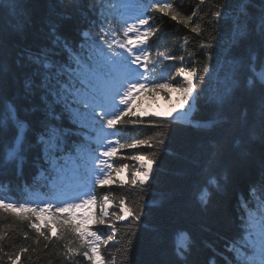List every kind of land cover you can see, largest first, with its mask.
<instances>
[{
	"label": "trees",
	"instance_id": "trees-1",
	"mask_svg": "<svg viewBox=\"0 0 264 264\" xmlns=\"http://www.w3.org/2000/svg\"><path fill=\"white\" fill-rule=\"evenodd\" d=\"M167 2L174 5L180 19L192 16L193 9H196L188 28L152 9L147 0H20L19 7L13 5V0H0V82L4 95L16 99L20 119L26 122L23 129H13L9 133V140L13 133L19 139L12 141V147L0 152V200L17 205L25 203L37 209L44 204L51 205L49 211L41 214L38 222L43 231L47 232L50 227L51 232L57 233L45 248L46 242L43 238L36 241L37 233L29 227L27 219H20L18 211L0 209V232L8 237L0 242L3 249L0 264H10L8 254L18 252L20 248H28L29 251L20 255L18 264H89L82 256L85 249L78 238L67 226L58 229L53 218V213L61 220L69 215L55 212L56 208L65 205L61 199L68 192L67 183L59 180L61 175L53 180L50 173L40 174L39 153L34 147L25 148L26 162L22 171L14 164V161L18 163L19 156L9 157L8 153L13 148L19 152L21 144L34 145L35 136L28 131V125L34 126L43 119L42 111L32 110L39 104L38 97L25 99L22 92L23 81L32 67L28 53L52 48L56 36L78 45L83 30L89 31L90 38L106 33L108 42H111L112 32H115L117 39L126 41L130 36L124 34L126 25L121 19V7L133 8L141 18H152L153 28L160 27L147 49L150 61L157 60V63H149V71L145 73L147 79L142 80L146 84L142 92L149 94L157 91L151 88L152 81L163 83L168 80L171 83L175 67L181 66L178 60L158 59V52L184 56L185 66H193L195 62L197 87L201 92L193 100L188 119L177 118L168 123L154 118V115L142 117L146 123L152 120L153 124L160 126L133 128L118 124L115 128H108L106 121L110 116H105L97 107V119L86 118V129H80L78 121L65 116L62 125L70 132L64 138L65 151L62 155L69 156L71 163L74 161L66 166L68 181L80 172V162L84 161L86 154L99 149L92 137L96 132L102 133L103 129L111 134L115 141L112 147L115 148L136 139L149 138L152 144L157 145L139 150H120L109 162L117 167L127 163L129 168L119 172L124 171V181H128L136 170V163L123 157H130L138 151L150 156L155 154L153 178L147 186L125 184L121 187L119 180L111 186L96 184L90 196L84 198H94L96 202L74 208L76 216L73 224L96 230L98 226L94 221L101 216L99 208L104 197L107 195L111 204L109 216L120 212L119 202L124 199L128 207L135 208L137 212L142 210L143 215L138 222L130 218L116 223L118 234L115 241L102 245L101 256L105 264H238L228 244L241 234V214L247 217L249 211H256L255 206L261 196L258 181L264 173V126L257 115L256 93L247 90L249 79L255 85L261 83L257 74L264 71V60L257 59L246 64L241 86L227 110L230 125L214 130L198 127L212 116L213 107L208 99L214 96L216 86L222 85L217 77L214 79L216 85H207L215 74L213 62L202 54L201 44L214 38L220 41L221 48L231 43L241 16L240 0ZM225 5L224 18L214 23L212 13L224 11ZM259 6L260 0H252L249 4L247 13L251 19L247 24V34L238 38L237 44L233 45L234 51L243 52L249 46L258 44ZM93 22L95 26H92ZM192 27H197L199 31L191 32ZM205 63L209 65L207 73L203 70ZM172 85L179 86L178 80ZM245 109L247 124L241 128L239 120ZM122 110L112 112L119 114ZM6 116V113L0 112V120H5ZM160 140L164 141L163 147L158 144ZM213 142L218 149H213ZM214 151H217L215 156L212 155ZM115 173H112L113 176ZM254 185L257 189L255 195L252 191ZM245 202H250L247 208L243 206ZM75 203L80 202L66 204ZM24 215L31 214L25 212ZM102 230L105 235L109 234L108 230ZM65 245L79 250L71 260L66 257ZM32 248L36 251H31Z\"/></svg>",
	"mask_w": 264,
	"mask_h": 264
},
{
	"label": "snow or ice",
	"instance_id": "snow-or-ice-1",
	"mask_svg": "<svg viewBox=\"0 0 264 264\" xmlns=\"http://www.w3.org/2000/svg\"><path fill=\"white\" fill-rule=\"evenodd\" d=\"M151 4L152 9L159 11L163 15L169 16L172 21H178L185 28L189 27L190 20L195 16L196 9H193V15L185 19H180V13L175 11L174 5L170 2L161 3L160 0H147ZM252 0H240L239 8L241 16L237 21L236 30L233 32L231 43L224 48L220 47V41L212 39L208 43L201 44L202 54L209 61L213 62V73L223 85L219 94L209 97L208 103L213 107L212 116L203 124H198V127L206 129H224L226 125H230V118L227 114L229 106L232 104L236 90L242 83V74L245 66L257 59L264 60V0H260L259 16L257 31L259 33V42L254 46H249L245 51L238 52L233 50V45L237 44L239 37L246 36L247 24L251 17L247 13V8ZM20 0H13V5L19 7ZM147 4L145 5V7ZM224 11L217 10L212 13L214 23H218L225 16L227 6H224ZM133 24H127L124 29L125 36L129 33H134V36L128 37L126 42H121L115 37V32H112V40L108 42V34H100L98 37L90 38L88 30L80 32V43L73 45L67 40L56 36L53 40L52 48L41 49L38 53H28V60L31 64V71L28 73L22 84V92L25 99H34L38 97L39 104L32 110H40L43 112V119L36 122L34 126L28 125V131L33 132L35 136L34 145L21 144L19 152L13 148L8 153L9 157L19 156V161L14 164L20 171L23 170L25 164L24 152L26 146L34 147L39 153L38 163L40 167L38 171L41 175L50 173L52 179L55 180L65 170L70 157L62 155L65 151L64 138L69 134L70 130L64 128L62 121L65 116H69L73 121H78L80 129H86L88 125L85 123L86 118L95 121L97 119L95 109L98 106L97 101L101 93L105 95L111 94L113 98L120 95L119 89L126 88L121 95V104L127 107L115 112H104L105 116H110L106 124L108 128H115L118 124L123 126L148 127L160 126L153 124L152 120L147 123L142 117L149 114L143 113L138 116L132 111V105L129 101L133 98L135 92L141 91L146 84L141 82L146 80L145 73L149 71V63L152 65L157 63V60L150 61V54L147 49L150 47V40L159 33L160 27L153 28L151 24L154 22L152 18H141L137 16ZM92 26H95L93 22ZM103 31V24L100 25ZM143 28V31H141ZM191 32L197 33V27H192ZM55 34V28H53ZM102 42V43H101ZM59 48L57 52L55 49ZM123 49L124 51H121ZM63 55L64 58L59 57ZM157 58L164 60H178L179 67H175L174 79L171 83L165 80L163 83L151 82L153 90H161L165 87H171L172 83H176L179 79L181 86L176 90L183 94L184 102L191 104V101L196 100L200 95L201 89L197 87L196 77L198 69L193 62V66H185V57H176L169 52H158ZM135 66V67H134ZM143 69V71H141ZM204 72H209V65L205 63L203 66ZM261 83L253 84L249 79L247 81V90L256 93V108L259 122L264 126V71L258 73ZM3 85L0 82V112L7 114L5 120H0V152L4 149L12 147V141L18 140L19 137L13 133L11 140L8 139L9 133L15 129L20 130L25 127L24 121L20 119V108L16 99L5 96L3 93ZM183 108V104L181 105ZM179 115L183 113H155L154 118L165 120L168 123L177 120ZM247 124V110L245 109L239 120V125L243 128ZM160 147H163L164 141L158 142ZM149 139H136L131 143L120 144L119 148L109 147L101 152V156L111 158L117 155L120 150L135 149L139 150L142 147H156ZM213 149H218V145L213 142ZM217 151L212 153L213 156ZM132 161L138 162V167L135 172L131 173V179L120 183L123 187L125 184L132 186L145 187L153 178L155 154L147 155L138 151L137 154L130 157H123ZM74 163V161H73ZM100 163H104L100 161ZM107 168L111 171H104L103 178L97 183L100 186H111L117 183V177L113 176V172L118 173L122 169H128L127 163L121 164L119 167L108 163ZM261 196L256 204V211H249L247 217L241 214L240 229L241 234L228 244V249L236 255L238 264H264V173L261 174L258 181ZM253 194H256V186L252 188ZM105 202L109 200L106 195ZM96 201L92 199H84L80 203L65 204L63 207L56 208V213H68L64 219H58L53 213L57 228L67 226V229L73 233L81 242L85 249L82 252L83 258L89 264H105L101 256L102 245H110V242L115 241L118 234L116 227L117 222H122L127 219L140 221L143 211L137 212L133 207H128L126 201L121 199L119 202L120 212L113 213L109 216V210L105 204L101 208V216L94 223L98 226L96 230H90L88 227H81L78 224H73V218L76 213L74 208H82L85 205L94 204ZM250 202H245V208ZM52 206L44 204L43 207L37 209L25 203L13 204L0 200V209L18 211L20 219L29 221V227L36 233V241L41 238L47 242L54 236L56 232L43 231L41 224L38 222L41 214L49 211ZM31 215L25 216L24 213ZM35 217V219H33ZM102 229L109 231L105 235ZM27 237V234L25 233ZM7 234L0 232V242L6 240ZM66 257L71 260L78 253V249L65 245ZM3 249L0 247V252ZM28 248H20L18 252L8 254L10 264H18L20 255L28 252ZM35 252L36 249L32 248ZM2 259V257H0Z\"/></svg>",
	"mask_w": 264,
	"mask_h": 264
},
{
	"label": "rangeland",
	"instance_id": "rangeland-1",
	"mask_svg": "<svg viewBox=\"0 0 264 264\" xmlns=\"http://www.w3.org/2000/svg\"><path fill=\"white\" fill-rule=\"evenodd\" d=\"M121 42H124V41H121ZM121 51H124V50L121 49ZM215 77L216 76L214 75L213 80L207 85L209 86L212 84L216 85L214 81ZM177 80L179 82V86L172 85L171 87H165L161 89V91H154L149 94H144V93L139 94L140 91L135 92L133 95V98L129 101V103L132 105V111L136 112L139 115H142L143 113H148L149 116L154 115L155 113H162V114L172 113L173 115H177V113H183V115H179L178 117L187 119L192 111L194 102L191 101V104L184 102L182 92L176 90L177 88L181 86L180 80L179 79ZM216 87L217 89L214 91V96L219 94V92L223 88V85L216 86ZM125 90L126 88H120L119 89L120 95L115 96V98H113L111 94L105 95L102 92L100 95V98L97 101L98 106L101 107L102 110H109V108L113 106H120V108H126L127 105L121 104L120 102L121 95H123ZM182 104H183V108H181ZM93 141L99 144L101 143L102 140L100 137L96 135L93 137ZM103 145L104 147H106V143H103ZM99 154L100 155H96L94 154V152H89L87 154L86 159L83 162L86 174L98 177L100 176L98 174L99 168L105 170L104 164H106V162L101 160L100 157L103 159H107V158L101 156V153ZM100 161H103L104 164L101 165L102 163H100ZM69 162L71 165L73 164L71 163V160H69ZM135 163H136V169H137L138 162L135 161ZM114 176H116L117 180H119L120 182L124 181L126 177L124 171L118 172ZM60 179L65 183L68 182V176H67L66 170L61 174V176L59 177V180ZM105 204L107 208L109 209L111 204L109 201H107L106 203L105 200H103V203L101 204V207L99 209H101L102 206H105Z\"/></svg>",
	"mask_w": 264,
	"mask_h": 264
},
{
	"label": "bare ground",
	"instance_id": "bare-ground-1",
	"mask_svg": "<svg viewBox=\"0 0 264 264\" xmlns=\"http://www.w3.org/2000/svg\"><path fill=\"white\" fill-rule=\"evenodd\" d=\"M83 162H84V161L80 162L81 166L83 165ZM108 171H109V170H108ZM115 174H117V173H115ZM115 174H114V175H115Z\"/></svg>",
	"mask_w": 264,
	"mask_h": 264
}]
</instances>
